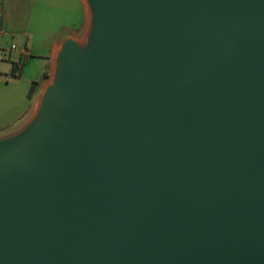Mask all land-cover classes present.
<instances>
[{
	"label": "water",
	"instance_id": "water-1",
	"mask_svg": "<svg viewBox=\"0 0 264 264\" xmlns=\"http://www.w3.org/2000/svg\"><path fill=\"white\" fill-rule=\"evenodd\" d=\"M93 2L0 150V264H264V0Z\"/></svg>",
	"mask_w": 264,
	"mask_h": 264
},
{
	"label": "crops",
	"instance_id": "crops-1",
	"mask_svg": "<svg viewBox=\"0 0 264 264\" xmlns=\"http://www.w3.org/2000/svg\"><path fill=\"white\" fill-rule=\"evenodd\" d=\"M82 1L86 6L87 12L85 25L81 28H76L69 17L67 24L63 25V30L61 29L60 33L56 35L52 44L39 49L38 46L31 45L34 34L31 30L32 24L36 25L37 23L40 26V19L46 17V10L54 12L59 8L62 9L64 3L71 5L73 0H0V68L1 61L6 60V58L2 57L3 51L8 47L10 42L8 61L3 63L7 64L12 76L15 78L21 77L20 71L22 69L17 75L13 73V66L15 63L21 61L22 58H25L29 62L30 56L33 53V50L29 46L38 50V58H45L49 63V70L45 71L47 77H44L35 84L36 86L31 94V98L34 100L31 113L20 126L6 133H0V137L9 136L14 140L22 139L19 143H24L36 135L48 119L47 89L54 78V74L60 67V64H62L65 51L71 46H76L84 58L90 57L93 48L90 51H86L81 46L83 42L88 43L90 41L89 6L87 0ZM14 45L15 47H13ZM13 51L17 52L18 58H12Z\"/></svg>",
	"mask_w": 264,
	"mask_h": 264
},
{
	"label": "rangeland",
	"instance_id": "rangeland-1",
	"mask_svg": "<svg viewBox=\"0 0 264 264\" xmlns=\"http://www.w3.org/2000/svg\"><path fill=\"white\" fill-rule=\"evenodd\" d=\"M46 17L40 19V26L36 23L32 24L31 30L33 46L39 49L44 46H50L63 25L67 24L70 17L76 28H81L86 23V6L82 0H73L71 5L64 3L62 9L50 12L46 10ZM46 35V37H45ZM97 42H95L96 46ZM11 42L3 51V58L8 61ZM30 56L29 62L22 58L23 68L20 71L21 77L15 78L11 74L10 68L6 63L1 61L0 68V133H6L20 126L24 119L31 113L34 100L31 98L32 89L36 86V82L44 78L45 71L49 70L48 61L37 57L38 50L36 48ZM47 52V50H46ZM44 52V53H46ZM48 53V52H47ZM47 55V54H46ZM12 58H18L17 52H12ZM10 64V63H9ZM51 90L47 89V99ZM46 99V100H47ZM48 114L50 115L49 108ZM33 137V136H32ZM22 139H13L8 137H0V150L20 144Z\"/></svg>",
	"mask_w": 264,
	"mask_h": 264
},
{
	"label": "bare ground",
	"instance_id": "bare-ground-1",
	"mask_svg": "<svg viewBox=\"0 0 264 264\" xmlns=\"http://www.w3.org/2000/svg\"><path fill=\"white\" fill-rule=\"evenodd\" d=\"M87 2L89 6V20H90L89 38H90V41L88 43L83 42L81 46L86 51H90L93 48V40L95 39L96 31L98 28L100 14L93 0H87ZM61 75H62V64H60V67L57 69L56 73L54 74V78L52 82L48 85L49 90L51 91L57 90L60 84Z\"/></svg>",
	"mask_w": 264,
	"mask_h": 264
},
{
	"label": "built area",
	"instance_id": "built-area-1",
	"mask_svg": "<svg viewBox=\"0 0 264 264\" xmlns=\"http://www.w3.org/2000/svg\"><path fill=\"white\" fill-rule=\"evenodd\" d=\"M13 47H15V45H14ZM14 66H15V68H16L18 71H20V70L22 69V67H23V65H22V60L19 61V62H17V63H15Z\"/></svg>",
	"mask_w": 264,
	"mask_h": 264
},
{
	"label": "trees",
	"instance_id": "trees-1",
	"mask_svg": "<svg viewBox=\"0 0 264 264\" xmlns=\"http://www.w3.org/2000/svg\"><path fill=\"white\" fill-rule=\"evenodd\" d=\"M14 65H15V64H14ZM18 72H19V71L15 68V66H13V73L18 75ZM44 77H47V74H46V73L44 74ZM36 84H37V82H36ZM33 91H34V88L32 89V92H33Z\"/></svg>",
	"mask_w": 264,
	"mask_h": 264
}]
</instances>
